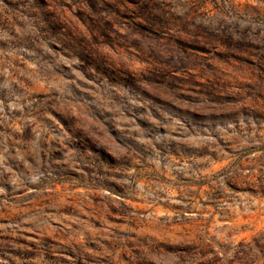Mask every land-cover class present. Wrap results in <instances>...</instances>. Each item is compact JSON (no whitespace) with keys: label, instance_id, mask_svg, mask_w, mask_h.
I'll list each match as a JSON object with an SVG mask.
<instances>
[{"label":"rangeland","instance_id":"obj_1","mask_svg":"<svg viewBox=\"0 0 264 264\" xmlns=\"http://www.w3.org/2000/svg\"><path fill=\"white\" fill-rule=\"evenodd\" d=\"M0 264H264V0H0Z\"/></svg>","mask_w":264,"mask_h":264}]
</instances>
